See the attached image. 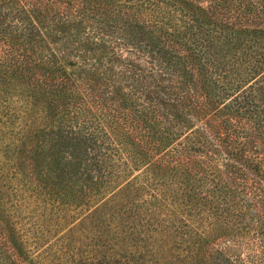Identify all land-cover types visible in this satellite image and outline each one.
Instances as JSON below:
<instances>
[{"label":"trees","instance_id":"16d2710c","mask_svg":"<svg viewBox=\"0 0 264 264\" xmlns=\"http://www.w3.org/2000/svg\"><path fill=\"white\" fill-rule=\"evenodd\" d=\"M189 1L0 0V96L8 86L18 91L0 127L34 142L31 163L48 128L51 141L61 128L88 141L102 172L93 196L120 182L124 167L147 163L141 184L121 192H144L150 202L127 198L117 209L119 223L136 221L139 252L173 250L179 264H264V49L238 41L254 42L264 0ZM207 19L238 41L226 52L229 68L210 45L228 42L196 33ZM257 73L241 97L239 84ZM190 112L198 126L189 127ZM32 183L42 187L41 176ZM166 222L176 235L153 237ZM99 253L88 264H102Z\"/></svg>","mask_w":264,"mask_h":264},{"label":"rangeland","instance_id":"374dc122","mask_svg":"<svg viewBox=\"0 0 264 264\" xmlns=\"http://www.w3.org/2000/svg\"><path fill=\"white\" fill-rule=\"evenodd\" d=\"M189 3L195 8L209 7L207 0H191ZM31 23L35 28L44 30L45 24L35 20H31ZM255 28V33L251 36V41L254 42H242V37L238 41L241 46L260 45L264 49V25H257ZM55 29L61 30L59 26H55ZM165 30L169 32L168 26ZM236 32L239 33L238 30ZM196 33L204 39L215 37L218 41L228 42L221 48L215 41L210 45L215 48V52L211 53L219 60V65L229 68L231 52L230 55L226 52L229 48L234 50V43L238 42L232 40V31L221 27L215 20L207 19ZM116 37H120V34H115L113 39L117 40ZM246 66L242 63L239 71L243 73ZM74 69L75 66L72 65L64 68L67 73ZM257 75L258 73L239 84V90L244 89L241 97L246 94L247 86ZM5 92L7 94L0 96V122L5 120L2 116L7 111L6 106H10L11 99L15 102L18 94V91L16 93L9 86ZM25 95L23 93V97ZM4 101L6 102L2 103ZM22 104L20 101L17 106ZM189 119L193 122L189 127L199 125L192 113ZM19 122L23 123L24 119L21 118ZM61 129L56 130L59 136L53 141L47 136L53 129L44 131L41 139L46 144L36 149L38 158L31 163L28 150L34 142L27 144V140L20 141L14 136L15 132L10 133L8 129L0 127V135L4 136L3 143L0 141V175H3L0 177V264H88L89 259L97 252H100L98 257H102V264H179L174 258L177 255L173 250L162 254L155 251L139 252L136 249L139 244L135 234H130L136 221L118 222L121 216L117 210L118 205L125 199L138 205L142 201L150 202L144 192L130 190L128 192L134 195L131 193L126 198L121 192L126 186L135 188L141 184L142 168L147 163L134 169L124 167L125 172H122L124 175L120 182L109 189L100 187L99 192L93 196L92 184L101 177V165H95L94 160H90L88 141H78L63 132L66 129ZM28 139L30 141L31 138ZM38 176H41L43 189L32 183ZM76 194L85 197L78 208L75 203L71 204V199ZM113 195L119 203H111ZM112 216L116 217L111 220ZM168 226V222L155 225L153 237L172 239L176 234L172 230H163Z\"/></svg>","mask_w":264,"mask_h":264}]
</instances>
